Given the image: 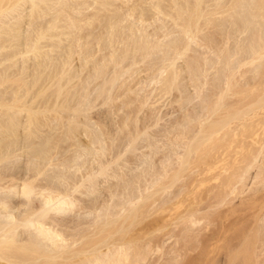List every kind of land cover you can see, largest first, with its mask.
Segmentation results:
<instances>
[{
    "label": "bare ground",
    "instance_id": "1",
    "mask_svg": "<svg viewBox=\"0 0 264 264\" xmlns=\"http://www.w3.org/2000/svg\"><path fill=\"white\" fill-rule=\"evenodd\" d=\"M126 1L128 2V0H124V3ZM170 1L176 14H168V9L166 14L174 22L177 17L180 18V28L184 34V38L182 36L180 38L184 40L182 42L177 38L178 41L172 48L171 43L167 41L170 44H166L170 48L169 52L166 50L164 56V50L162 57L153 61L156 52L151 53L150 51L161 48L149 40L154 36L141 28L137 30V33L140 32L139 35H133L136 39L130 40L129 36H122V32L120 33L125 26L122 27V25L123 29L117 30V24L120 22L118 19L113 20V16L107 24L110 32L107 37L99 35V33L97 36H95L96 34L90 36L89 33L85 34L86 36H72L74 34L72 31V33L70 32V27L74 26L77 28L74 30L80 32L86 27L91 28L96 21L99 24L102 23L99 18V13H102L100 9L96 12L91 10L95 13H91L89 17L87 15L88 18L84 14L85 18H82L81 9L85 6L90 10V8L94 9L90 6L97 5L96 9L99 7L103 12L111 11L112 4L108 0H90L91 4L88 1L82 4L83 0L81 4L75 3V0H0V40L2 37L7 40L6 37L10 36L9 33H4V29L17 32L18 35V31H21L23 25L24 29L27 26L25 25L26 18H30L31 25L35 17L39 20L40 17L42 19L45 16H51L45 27L39 23L37 25L39 28L35 27V24L33 27L31 25L36 30L38 28L36 36H25L29 37L26 41L21 40L19 35L7 37L8 43L0 45V68L5 64H10L7 68H2L5 75L8 69H16L10 72L7 78H11L14 82L18 79L21 81L23 75L31 76L32 73L30 75L29 72L34 69L31 70L29 63L42 57H47L48 64L58 62L55 65L60 66L58 69L60 71L57 72L52 71L49 67L50 71L54 73L50 75V71L47 72L50 75L47 80V75H45L46 79L39 78L41 74L43 75V69L48 68V65L43 64L41 66L44 67L41 69L42 73L39 75L38 72V76L37 74V77L35 76L43 79L40 84L38 83L39 79L33 83L34 85L29 86L27 85L31 83H21L22 85L17 83L21 87L24 85V88L26 84L25 93L14 98L22 92L20 85H16L20 92L17 91L16 95L12 94L14 97L10 101L13 100V102L10 104L0 102V113L3 112L4 116L8 115L7 118L4 117V120L0 119V129H3L6 134L4 139L8 140L7 138H9L8 143L0 141V264H264V0H188V2L186 0V3L191 6L186 9L179 8L177 0ZM204 2H208V10L205 13L199 9V6ZM57 6L56 10L54 7ZM153 7L158 13H162L158 2ZM136 10L137 8H133L130 13L133 15ZM137 12H139L138 20L143 25L144 14L139 9ZM219 18L226 20L225 32L221 34L219 32H222L223 29L219 28V25H222L217 22ZM201 20L204 21L206 27L211 26L219 36H194V31L198 30ZM97 22L96 24H98ZM176 26L178 25L176 24ZM114 32H117V36L113 35ZM4 34L7 36L5 37ZM161 36L163 39L167 37L166 33ZM102 39L108 40V56L102 55L103 49L100 46ZM196 39L199 44L207 48V51L210 50L213 57L209 56L210 52L207 55L205 51V54H199L194 62L192 60V69L191 66H189L190 69L186 67L192 65L189 58L191 63L188 64L184 61L185 66L177 65L176 61L187 55ZM5 40L1 43H4ZM63 40L72 41L64 50L63 47L61 49ZM137 40L143 49L138 48ZM42 41L44 43L49 41L50 44L44 45ZM120 44L121 48L124 47L123 50L120 49L122 52L119 53L117 47H120ZM10 48L18 51L16 50L14 53L12 50L11 53H14L12 55ZM4 50H9L10 57L2 53H5ZM140 50L145 52L142 53ZM98 52H101L100 55H102L99 58ZM195 52L198 53L197 50ZM151 54H154V58ZM54 57L57 59L55 60ZM76 59L81 63L80 68L73 65ZM91 63L94 66L90 65ZM146 64L147 70L153 72L149 82L156 83L154 88L161 85L164 91L163 95L176 89L180 93L178 96L180 98H173L176 99V102L179 100V106L183 107L185 111L190 107L188 113V110L184 111L183 118H180L181 122L174 121L175 126L170 127L174 134L168 128L169 132L166 135L167 137L169 133H171L169 136L173 135V138H168L167 146L171 145L168 149L171 147L175 150V147L177 148L180 143L183 149L179 154L178 149H176V154L172 149L173 157L176 156L178 161H175L177 162L176 167H172L169 162L168 165H165V162L160 160L162 162L158 164H162V166L160 165L162 171L157 173L154 170L152 179V175L148 176L151 181L148 178H143L147 176L143 175L141 180L143 182L145 180V182L142 185V191L139 185L136 196L135 194L133 196L126 195L127 198H123L120 205L114 206V204L113 209L115 210L119 206L118 211L111 212L107 206H104L106 209L102 207L104 211L101 213L105 214V219L103 218L105 222L101 223L102 217L99 218V212L97 213L98 217L92 216L93 221L89 225L92 229H89L90 227L82 229V224H77L81 221L76 223L77 226L74 222V229L71 230L66 224L72 219L69 218L74 214V209H77L76 212H80L78 208L85 209L84 204L88 202L83 201L84 198L81 195L90 196L101 193L100 178L112 176L111 179L113 177L115 179L117 176L115 174H118L116 170L113 175H109V171L110 174L111 171H114L113 166L118 169L119 161L124 164L127 160L125 154L127 152L134 153L138 142L143 143L144 148H150L153 154H156L162 146L167 147L165 144L167 141L164 143L167 138H163V141L159 137L162 140L160 143H164L162 146L160 145V148L156 146L160 143L155 145L154 142V145H151L148 142L147 137H150V133L146 127L148 129L154 125L150 127L146 125L141 130L137 129L136 113L140 109H144L150 96L149 93L141 95V92H135L130 83L137 79L135 75H140L138 72L141 68L140 65ZM188 69L191 73L187 75L190 77L187 79L193 86V94H190L186 89L189 87V83L187 84L183 80L185 74L189 72ZM162 72L164 75L165 73H169V75L166 74V77ZM126 74L131 81L127 82L130 79L125 78ZM35 77L34 79H36ZM6 80L2 81L3 84ZM24 80L23 82H25ZM140 83L139 81V85ZM136 84L138 85V82ZM10 87L8 88L11 89ZM207 87L210 88L208 91H206ZM8 88L6 89L8 90ZM34 88L36 90H33ZM141 89L142 87L137 90L141 91ZM118 91L121 92L116 95L115 93ZM174 92L175 90L172 93ZM130 94H134V99L131 100L129 97L124 104L125 106L130 104L134 106L136 103L138 111L135 107V112L130 110L134 112L132 116L131 112L130 115H124L118 127L119 133H115L117 130L115 127L114 133L112 129L107 130V126L105 127L106 131L98 125L102 130L99 129L97 124L98 129L92 127L93 123L90 122L92 117L90 112L88 115L87 112L92 107H96L94 106L96 101L100 99L102 105L109 107V104L116 101L117 98L119 101L120 97L125 98ZM158 94L160 95L158 97H161L160 91ZM53 95L54 98H52ZM169 95L166 94V96ZM155 98L157 97L155 96ZM154 104L153 107H155ZM170 105L172 104H168V107H171ZM115 107L117 106H114V110ZM177 108L179 107L177 106ZM121 109L126 108L121 107ZM156 112L159 111H155V114H157ZM107 114L109 113L107 112ZM149 121L152 124L155 123L154 120L150 119ZM104 123L108 122L104 121ZM115 123L111 124L115 126ZM44 127L48 128H46L47 132L49 130L45 136L43 133L46 131L42 132ZM150 132L152 133L151 130ZM121 133H123L122 137H120ZM156 134L158 135V133ZM39 135L40 140L44 141L41 142V144L43 143L42 146L40 145L41 148H39L40 142L36 143L37 140L39 141ZM82 136L87 141L83 140ZM120 138L124 141L123 147H126L124 149L126 153L122 151L121 154V147L118 145L120 151L115 150L114 143L118 140L121 141ZM146 139L148 143L145 141ZM173 144L176 146L174 147ZM95 145H98V149ZM68 152L71 153L70 156H68ZM90 155L95 156V161H97L95 167L88 166L90 159L87 160V157ZM137 157L139 156L135 158L137 159ZM144 157H148V155ZM164 158L169 160L167 155ZM165 159L164 161H166ZM171 159L173 160V158ZM8 160L11 164L7 162L6 165L4 162ZM138 162H140L139 166L146 163L145 159L141 160V158ZM82 169H85L84 173L81 172ZM252 170L255 171L254 175L252 174L253 178L251 177L253 179L251 181L255 183L254 189L252 183L249 188L245 183L247 179L249 180L248 177L250 172H253ZM120 175L125 176V173ZM155 175L159 177L154 180ZM124 176L121 177L125 180ZM102 181L104 180L102 179ZM130 184L134 188L135 184L133 185V182ZM112 188L107 189L115 199L114 193L117 190ZM171 190H173L171 197L167 196L169 199H164L162 195ZM125 191L127 190L125 189ZM249 192L250 195H248ZM240 196L242 197L238 198ZM111 199L112 197L106 202L112 203ZM235 199H239L238 207L233 204ZM96 203L93 200L92 205H95H91L90 208L93 213L101 209L100 206L95 207ZM111 203H104V205L109 206ZM72 211L73 213H71ZM85 219L87 218L85 217ZM171 227H178V229L175 231ZM74 230L77 231L76 234H72ZM160 234L165 238L167 236L166 242H170L174 238L173 244H170L171 246L168 244L169 247L164 251H162L164 248L162 243L166 244V242H164V238L161 239L163 242L158 240L157 235ZM154 239L158 240L160 244ZM68 240H71L72 243ZM78 240L80 242H77ZM75 241L77 245H75ZM156 252H159V255H155L157 258L151 263L152 254Z\"/></svg>",
    "mask_w": 264,
    "mask_h": 264
},
{
    "label": "rangeland",
    "instance_id": "2",
    "mask_svg": "<svg viewBox=\"0 0 264 264\" xmlns=\"http://www.w3.org/2000/svg\"><path fill=\"white\" fill-rule=\"evenodd\" d=\"M76 2L75 3H80L81 4V2H82V0H80V2H79V0H75ZM85 0H83V2H82V4L83 3H87V1L89 2L90 0H86L85 2H84ZM110 3L112 2V1H114V0H108ZM117 3H116V2ZM114 1V3H111L112 4V6L110 7V10L111 11H104L103 12V10H101V8H99L98 7V9H96L97 8V5L94 7V6H90V7H93L94 9H91L90 8V10L89 9H87L85 6H84V8L85 9H87L86 11L85 10H83V9H81V11L80 12H82V15L84 14L86 17H87V15H88V17H89V15L91 14V13H95L96 12V10H99L100 9V11H102V13H99V18H100V20H101V24H99L97 21V23L98 24H96V22H95V24H92V26H91V28H84V30L83 31H76V30H74V29H77L76 27H70V32L72 33V34H74V35H72V36H86L85 34H87L88 35V33L90 34V36H94L95 34V36H97V34L99 33V32H103V33H105V31H106V33H110L109 32V28H107V27H105V29H103L104 28V26H105V23H106V25L109 23V21H110V18H111V16H113V20H116V19H118L119 20V22L120 23H118V24H120L119 26H118V24H117V27H118V31L119 30H121V29H123V28H121V26L122 27H124V29L123 30H121L120 31V33L122 32V36H125V35H129V37H130V40H134V39H136L133 35H135V36H137V35H139V33L140 32H138L137 33V30L138 29H141V28H144L145 29V31L148 33V34H150L151 36H154V37H150L149 38V40H151V42L153 43V44H157V46H161V51L159 50H157V49H155V50H151L150 52L151 53H153V51H155L156 53H155V58L153 57V55H152V57L154 58V60L153 61H157L158 59H160V57H162V55H163V51H164V56H165V54H166V52L168 51L169 52V50L168 49H170V48H168L167 47V45L166 44H168V43H171V48L172 47H174L175 46V43H176V41H178V39L177 38H179V41H182V40H184V39H182V38H180L181 36L183 37V33H182V31H181V28H180V25H181V21H180V19L178 18L176 21L177 22H174V20L173 19H171L169 16H168V14H174L175 13V11L173 10V4H172V2L170 1V0H128V2H127V4H126V2L124 3V0L123 1H121V0H115ZM206 1V0H205ZM121 2H123V3H121ZM159 3L160 4V8H161V10H162V13H158L155 9H154V7H153V5L155 4V3ZM179 3H181L182 4V2L183 1H181V0H179L178 1ZM187 2H188V0H187ZM191 2V1H190ZM193 2V1H192ZM137 3V4H136ZM144 3V4H143ZM170 3H171V5H170ZM208 3V2H207ZM206 2H204V3H202L200 6H199V9L200 10H202L204 13H205V11H207L208 10V4H207ZM89 4H91L90 2H89ZM132 4H134L133 6H132ZM119 5V6H118ZM76 6V5H75ZM87 6H88V4H87ZM135 6V7H134ZM138 6V7H137ZM140 7V8H139ZM204 7V8H203ZM56 10H57V8H58V6L57 7H54ZM133 8H137V10L139 9V11H142L143 12V14H144V22H143V25H141V23H140V21L138 20V13L139 12H137V10H136V12L134 11V13H133V15L130 13L131 11H132V9ZM203 8V9H202ZM130 9V10H129ZM167 9L169 10V12H168V14H166V12H167ZM171 9H172V11H171ZM68 11L70 10V9H67ZM83 10V11H82ZM91 10H95V12H93V11H91ZM85 11V12H84ZM91 11V12H90ZM107 12V13H106ZM70 13V12H69ZM88 13V14H87ZM104 13V14H103ZM135 14H137V15H135ZM83 15V17L82 18H85V16ZM104 15H105V17H104ZM98 16V15H97ZM80 17V18H81ZM87 17V18H88ZM103 17V18H102ZM41 18V17H40ZM39 18V20H38V18L36 19V17L34 18V21L32 22V27L33 26H35V27H38L39 28V26H37L38 25V23H39V25H42V27H45V25H46V23H47V20H49L50 18H51V16H45V17H43L42 19H40ZM131 18V19H130ZM28 19V20H27ZM46 19V20H45ZM27 20V21H26ZM103 20V21H102ZM30 18H26L25 19V25H27V26H29L28 27V29H27V26H25V29H24V25H23V28L21 29V31H18V35H17V32H10V31H7V29H4V33H9L8 35H10V36H7V34H4V36L6 37H12V36H18V37H21V38H23V40L24 41H26L27 40V38H29V37H25V36H35V32L37 31L36 29H35V27L34 28H32L31 27V25H30ZM35 21H36V23H35ZM29 24H28V23ZM93 22V23H94ZM180 22V23H179ZM217 22H220V24H224L223 25V28H222V25H219V28L222 30V32L220 31L219 33L221 34V33H224L225 31V24H226V20L225 19H223L222 20V18H219L218 19V21ZM33 24H35V25H33ZM176 24L178 25V26H176ZM94 25V26H93ZM95 27V28H94ZM211 26H207L206 27V25H205V23H204V21L203 20H201L200 21V23H199V28H198V30L197 31H194V36H219L216 32H215V30L211 27ZM37 28V29H38ZM73 28V29H72ZM121 28V29H120ZM205 28V29H204ZM24 29V30H23ZM35 30V32H34V30ZM89 30V31H87V30ZM32 30H33V32H32ZM91 30V31H90ZM31 31V32H30ZM93 31V32H92ZM200 31V32H199ZM21 32H24V33H21ZM25 32H27V35H25ZM58 32V31H57ZM79 32V33H78ZM86 32V33H85ZM95 32V33H94ZM13 33H16V34H13ZM21 33V34H20ZM29 33H31L30 35H28ZM84 33V34H83ZM92 33H94V34H92ZM105 33V34H106ZM164 33H166V38L165 39H163L162 38V36L161 35H163ZM201 33V34H200ZM34 34V35H33ZM55 34H57V33H55ZM92 34V35H91ZM24 35V36H23ZM113 35H117V32L115 33H113ZM133 36V37H132ZM170 36V37H169ZM6 37V39L7 40H9L8 38ZM25 37V38H24ZM107 37V36H106ZM121 37V36H120ZM121 38H123V37H121ZM125 38V37H124ZM168 38V39H167ZM184 38V37H183ZM4 37H2V40H0V45L2 44V45H4L5 43H8L7 42V40H5V42L4 43H1V41L3 42L4 40ZM170 39H171V42H169L170 41ZM173 39V40H172ZM107 39H102L101 40V46L103 47V51H102V55H107L108 56V40H107V43L105 42ZM74 41V40H73ZM129 41V40H128ZM136 41V40H135ZM167 41H168V43H167ZM198 40L196 39V41H194L193 43H192V45H191V49L189 50V52L187 53V55H190L189 57L186 55L185 57H183L182 59H179V60H177L176 61V64L177 65H179L180 66V64H182L181 66H183L184 64H186V63H191L192 62V60H193V62H194V60H196V57H198L199 56V54H201V53H204L205 54V51H206V54L208 53V52H210V50L209 51H207V48L204 46V45H201V44H199L198 42H197ZM43 42V41H42ZM72 41H70V40H63V43H62V45H61V49H62V47H63V50L64 49H67L68 48V46H69V44L71 43ZM137 42H138V40H137ZM183 42V41H182ZM181 42V43H182ZM195 42H196V44H195ZM48 45L50 44L49 43V41L48 42H46ZM46 43H44L43 42V44L44 45H47ZM139 43V42H138ZM178 43V42H177ZM180 43V44H181ZM73 45L75 44V43H72ZM108 44V45H107ZM7 45V44H6ZM107 45V46H106ZM168 45H170V44H168ZM41 46V45H40ZM43 46V45H42ZM120 47H117V49L119 50L118 52L120 53V52H122V50H123V47L121 48V44L119 45ZM181 46V45H180ZM202 46V47H201ZM66 47V48H65ZM167 47V49H165ZM9 48V47H8ZM139 49H143L142 47H141V43H139V47H138ZM201 48H202V50H201ZM14 49V48H13ZM12 48H10L9 50H11L10 51V53L12 52V50H13ZM20 49V48H19ZM47 49V48H46ZM96 49V48H95ZM120 49H122V50H120ZM204 49H206V50H204ZM9 50L6 52L5 50V53L4 52H2L4 55H6V56H8V57H10L9 55H13L14 53H16L15 51L17 50H13V52L14 53H9ZM44 50V49H43ZM167 50V51H166ZM197 50V52L198 53H196L195 51ZM198 50H201V51H198ZM18 51V50H17ZM45 51V50H44ZM67 51V50H66ZM86 51V50H85ZM84 51V53H86ZM125 51V50H124ZM123 51V52H124ZM171 51V50H170ZM192 51V52H191ZM65 52V51H64ZM140 52H145L144 50H140ZM149 52V51H148ZM66 53V52H65ZM99 53V52H98ZM101 53V52H100ZM100 53L97 55L98 56V58L100 57V56H102V55H100ZM107 53V54H106ZM196 53V54H195ZM192 54V55H191ZM139 55V54H138ZM194 55H196L194 58H193V56ZM207 55H209V54H207ZM54 56H56V55H54ZM96 56V57H97ZM209 56H212L213 57V54H211V52H210V55ZM191 57V58H190ZM57 58H58V56H57ZM57 58H55L54 57V59L56 60ZM191 60V62L189 61V59ZM41 59H43L42 60V63H41ZM183 59H185V60H183ZM33 60V59H32ZM38 60H40V61H38ZM34 59L33 61H35V62H33V61H31L30 63H29V65L31 66V70L32 69H34V70H32V71H30L29 72V74L31 75V73H32V75L31 76H29L30 77V79H29V77H25L26 75H21L22 76V78H21V81L18 79V81L17 80H14V82L15 81H17V82H13V80L11 79V81H10V79H8L7 77H9L8 75H9V73L10 72H12V71H14V70H16V69H14L13 68V70H11V69H8L6 72V75H5V71L3 70L5 67L7 68L10 64L8 63V65L7 64H5L4 65V67L2 66L1 68H0V71H2V72H0V76L2 77V79H1V77H0V79L3 81L4 79L6 80V82L3 84V82L1 83L0 82V95H1V97H0V102H3V103H5V104H10V103H12L13 102V100L12 101H10V99H13V97L14 96H12V94L13 95H16L17 93V91L18 92H20V91H22V92H20V93H18L17 95H16V97H14V98H17V97H19L18 95H20L21 93L22 94H24L25 93V90L27 89L26 87L27 86H29V85H34L33 83H36V81L39 79V78H45L46 79V76L45 75H47V80L49 79V77H48V73H49V71H50V69H52V71H55V72H57V71H60V70H58V69H60V66H56L55 64H58V62L57 63H55V62H50V64H48V59H47V57H42V58H39V59ZM46 61H48V62H46ZM186 63H185V62ZM38 62V63H37ZM78 60L76 59L73 63V65H74V67H76V68H80V65H81V63L80 62H78ZM193 62H192V65L190 64V65H188V66H186V67H188L189 69H190V67L189 66H191V69L193 68L192 66H193ZM41 63V64H40ZM47 63V64H46ZM93 63V62H92ZM90 64V65H93V64ZM99 63H100V61H99ZM98 63V64H99ZM38 64V65H37ZM40 64V65H39ZM43 64L44 65H48V68H46V69H43L44 67H41V66H43ZM7 65V66H6ZM33 65H34V68H33ZM50 65V66H49ZM72 65V66H73ZM75 65H79L78 67L77 66H75ZM100 65V64H99ZM94 66V65H93ZM98 66V65H97ZM147 64L146 65H140V69H139V74L141 75H138V76H140V77H138L137 75H135L136 76V78L137 79H135V81L134 82H132V83H130L131 84V86H132V89L135 91V92H141L140 94L142 95L143 93L144 94H147V93H149L148 95L150 96L148 99L149 100H147L148 102H146V104H145V106H144V109H140V111H141V113H140V111H138V107H136V103L134 104V106H133V104L131 105H129L130 106V108H129V106L128 105H126L125 106V104H124V102L130 97V99L132 100V99H134V94H130V96L128 95V97L125 99L124 97L122 98V97H120L119 98V101L116 99V101H114L113 103H111V104H109L110 106L108 107V105L106 106V105H102L101 104V101H100V99L98 100V101H96L95 103H94V106H96V107H92V111L91 110H88V112H87V115L89 114V112H90V116L93 118H91V123H93L92 124V127L93 128H99V129H101L102 127V129H104L105 131H106V129H105V127L107 126V130L109 129H112V132L114 133V127L118 130H116L115 131V133H119V125L121 124V119H123V117H124V115H126V114H129L130 115V112L131 111H136V108H137V111H138V113H136V116H137V118L139 119H137L136 118V125H138L137 127V129L139 130H141V129H143L144 128V126L146 127V125H148V127H150L151 125H154V126H151L150 128H148L147 129V127H146V130L147 131H149V133H150V137L148 138L147 137V139H149V141L148 142H150V144L151 145H154L153 143L155 142V145L156 144H158V143H160V142H162V140L164 141V139L165 138H167V139H165V141H164V143L166 144V146H167V144H168V138L170 137H172L173 138V135L172 136H169L172 132H173V130H172V128L170 129V127L171 126H175V124H174V121H180V120H182V119H180V118H183V115L185 114L184 113V109H183V107L181 108L179 105V103H178V101L176 102V97L177 98H180V97H178V96H180V93H178V91L176 90V89H173V90H171L169 93H165V95H163L164 94V91H163V88H162V86L159 84V83H157V84H159L160 86L158 87H155L154 88V85L156 86V83L155 82H153L152 83V81L151 82H149L150 81V79L152 78V75H153V72L152 71H149V70H147ZM185 66V65H184ZM36 67V68H35ZM49 67H50V69H49ZM137 67V68H138ZM185 67V68H186ZM3 68V69H2ZM39 68V69H38ZM54 68H55V70H54ZM91 68V71H92V66L90 67ZM41 69H43V71L41 70ZM146 69V70H145ZM188 69V70H189ZM40 70V71H39ZM45 70H48V71H45ZM141 70H143V71H141ZM145 70V71H144ZM34 71V72H33ZM43 72V75L41 74L42 72ZM45 71V72H44ZM52 71H50V75L51 74H53L54 72H52ZM4 72V73H3ZM39 72V78H36L37 76H38V73ZM48 72V73H47ZM137 72V73H138ZM35 73V74H34ZM189 73H191L190 72V70H189V72H188V74H185L186 76L187 75H190ZM36 74H37V76H36ZM86 74V73H85ZM162 74L164 75V73L162 72ZM166 74H168L169 75V73H165V75L164 76H166ZM33 75H34V77L36 78V79H34V77H33ZM49 75V76H50ZM133 75V76H134ZM162 75V76H163ZM184 75V76H185ZM4 76H6V77H4ZM45 76V77H44ZM126 76H128L127 74L125 75V78L126 79H130V77L128 76V77H126ZM134 76V77H135ZM145 76V77H144ZM183 76V77H184ZM185 76V77H186ZM20 77V76H19ZM88 77V76H87ZM144 77V78H143ZM167 77V76H166ZM166 77H164V78H166ZM169 77V76H168ZM185 77H184V81H185V83L187 82V84L189 83V87L188 88H186L187 90H189V92H190V94L192 93H194V90H193V86L190 84V82L188 81L189 79H187V78H190L189 76H187L186 77V79H187V81L185 80ZM212 77V76H211ZM25 80H24V79ZM27 78H28V80H27ZM133 78V77H132ZM33 79V80H32ZM125 79V80H126ZM23 80L25 81V82H23ZM34 80H35V82H34ZM144 80V81H143ZM182 80V81H183ZM11 82V83H9V82ZM20 81V82H19ZM29 81V82H28ZM33 81V82H32ZM43 81V79H39L38 80V83L40 84L41 82ZM129 81H131V79L130 80H128L127 82H129ZM138 82V85L136 84L137 82ZM139 81L141 82L140 83V85H139ZM184 81H183V83H184ZM8 82V83H7ZM143 82V83H142ZM17 83H26V84H28V83H31V84H28L27 86H26V84H25V88H24V85L21 87V85L19 86ZM135 83V84H134ZM1 84H2V86H1ZM10 84V85H9ZM12 84V85H11ZM186 84V85H187ZM16 85H18L19 87H20V89H19V87L18 86H16ZM38 85V84H37ZM153 85V86H152ZM11 86V87H10ZM13 86V87H12ZM130 86V87H131ZM191 86H192V91L190 90V88H191ZM8 87H10L11 89H9ZM15 87H17L15 90H14V88ZM31 87V86H30ZM142 87V89H141V91H138L140 88ZM185 87H187V86H185ZM210 87V86H209ZM6 88H8V90L6 89ZM13 88V89H12ZM160 88H161V90H160ZM210 88H212V87H210ZM210 88H206V91H208V89H210ZM20 91H19V90ZM138 89V90H137ZM13 90V91H12ZM33 90H36L35 88L33 89ZM152 90V91H151ZM155 90V91H154ZM175 90V92L174 93H172L173 91ZM14 91H15V93H14ZM122 91V90H121ZM121 91H118L117 93H115L116 95L119 93V92H121ZM144 91H146V92H144ZM151 91V92H150ZM159 91H160V93L162 94L161 95V97H158V96H160L158 93H159ZM163 93H162V92ZM24 92V93H23ZM114 92V91H113ZM153 92H154V94H153ZM180 92V91H179ZM2 93V94H1ZM156 93V94H155ZM207 93V92H206ZM205 93V94H206ZM7 94H9V95H7ZM120 94V93H119ZM118 94V95H119ZM166 94L167 95H169V96H166ZM172 94V95H171ZM174 94V95H173ZM5 97H4V96ZM141 95H139L140 96V98H142V96ZM177 95V96H176ZM182 95H184V94H182ZM206 95H208V94H206ZM153 96V97H152ZM155 96L157 97V98H155ZM164 96V97H163ZM3 97V98H2ZM173 97H175V98H173ZM183 97V96H182ZM52 98H54V95L52 96ZM121 98H122V100H121ZM139 98V99H140ZM152 98H155V99H152ZM9 100V101H7V100ZM160 99V100H159ZM173 99H175V100H173ZM3 100V101H2ZM7 102H6V101ZM150 100H151V102H150ZM159 100V101H158ZM122 101V102H121ZM156 101H157V103H156ZM171 101H172V103H171ZM174 101V102H173ZM196 101V100H195ZM98 102V103H97ZM117 102V103H116ZM150 102V103H149ZM121 103V104H120ZM124 105H123V104ZM155 103V104H154ZM174 103V104H173ZM101 106H100V105ZM114 104V105H113ZM116 104V105H115ZM153 104L155 105V107H153ZM167 104V105H166ZM168 104H172V105H170L171 107H168ZM113 105V106H112ZM151 105V106H150ZM114 106H117V107H115V110H114ZM118 106H120V107H118ZM150 106V107H149ZM157 106V107H156ZM177 106L179 107V108H177ZM107 107V108H106ZM121 107H123V108H126V109H121ZM136 107V108H135ZM146 107V108H145ZM152 107V108H151ZM160 107V108H159ZM175 107H176V109H175ZM95 110H94V109ZM102 108V109H101ZM111 108H113V109H111ZM118 108V109H117ZM135 108V109H134ZM148 108H151V109H155L154 111L153 110H149ZM167 108V109H166ZM171 108H173L175 111L173 112V109H171ZM190 107H188V109H189ZM99 109V110H98ZM110 109V110H109ZM127 109H128V111H127ZM160 109H162V110H160ZM187 109V110H188ZM106 110V111H105ZM112 110V111H111ZM118 112H117V111ZM120 110V111H119ZM121 110H123V111H121ZM131 110V111H130ZM145 110H147V111H145ZM169 110H170V112H169ZM180 110V111H179ZM186 110V111H187ZM98 111V113L96 114V112ZM102 111V112H101ZM106 113H105V112ZM155 111H159L157 114H155ZM165 111V112H164ZM183 111V112H182ZM185 111V112H186ZM99 112H101L100 113V115H99ZM104 112V113H103ZM107 112L109 113V114H107ZM115 112H117V113H115ZM123 112H124V114H123ZM128 112V113H127ZM134 112H131L132 114H131V116L133 115V113ZM145 113V116H144V113ZM169 112V113H168ZM177 112V113H176ZM182 112V113H181ZM189 112V110L187 111V113ZM93 115H92V114ZM147 113H148V115H147ZM162 113H165V114H162ZM174 113V114H173ZM180 113V114H179ZM4 113L3 112H1L0 113V116H2V117H0V119H3L4 120V117L5 118H7V116L8 115H6V116H4L3 115ZM6 114V113H5ZM94 114H96V115H94ZM103 114H105V115H103ZM117 114V115H116ZM151 114H152V118H151ZM154 114V115H153ZM162 114V115H161ZM172 114V115H171ZM182 114V115H181ZM105 116L104 118H103V116ZM108 115V116H107ZM176 115V116H175ZM179 115V116H178ZM100 116H102V117H100ZM113 116V117H112ZM118 116H120V117H117ZM158 116V117H157ZM165 116V117H164ZM118 119H116V118ZM159 117H162V118H159ZM170 117V118H169ZM173 117V118H172ZM176 117V118H175ZM110 119V121H109V119ZM148 118V119H147ZM155 118H157V119H155ZM159 118V119H158ZM172 118V119H171ZM99 119H101V120H99ZM102 119H103V121H102ZM151 119V121H153V122H155V123H153L152 124V122H150L149 120ZM95 120H97V122H93V121ZM142 120V121H141ZM146 120V121H145ZM157 122H156V121ZM101 121V122H100ZM104 121L105 122H108V123H104ZM167 121V122H166ZM171 121V122H170ZM99 122V123H98ZM116 122V123H115ZM139 122V123H138ZM148 122H150V124H148ZM162 122V123H161ZM163 122H166V123H163ZM181 122V121H180ZM91 123H90V125H91ZM103 123V124H102ZM111 123H115V126H113V124H111ZM119 123V124H118ZM145 123V124H144ZM159 123V124H158ZM173 125H172V124ZM96 124H97V127H96ZM102 124V125H101ZM142 124H144L143 126H141ZM165 124H166V126H165ZM169 124V125H168ZM101 127H99V126ZM104 125V126H103ZM117 125V126H116ZM162 125H164V126H162ZM160 126V127H159ZM167 126H169V127H167ZM110 127V128H109ZM112 127V128H111ZM136 127V126H135ZM162 127H163V129H162ZM47 128V127H46ZM45 127H44V129H42V132H44V130L46 131L45 133H43L44 134V136L45 135H47L48 133H49V130H48V132H47V129H46ZM97 128V129H98ZM156 128H158V129H156ZM168 128L170 129V130H172V131H170L171 133H169V135H168V137L166 136L167 134H168V132H169V130H168ZM174 128V127H173ZM101 129V130H102ZM114 129V130H113ZM154 131H153V130ZM156 129V130H155ZM162 129V130H161ZM164 129H166V130H164ZM1 131H0V133H3L2 135L4 136L5 134H4V130L3 129H0ZM150 130L152 131V133L150 132ZM159 130H161V131H159ZM168 130V131H167ZM158 131V132H157ZM164 131H167V132H164ZM155 132V133H154ZM164 132V133H163ZM154 133V134H153ZM156 133H158V135L156 134ZM162 133V134H161ZM43 134H41V135H43ZM122 134L123 133H121L119 136L120 137H122ZM156 134V135H155ZM165 134V135H164ZM172 134H174V132L172 133ZM43 136V137H44ZM163 136V137H162ZM39 137H40V135H39ZM153 137H155V138H153ZM158 137V138H157ZM162 139H160V138ZM83 140L85 139L86 141H87V139L84 137V136H82L81 137ZM164 138V139H163ZM41 139V137L39 138V141L37 140L36 141V143L37 142H40V144H39V146L41 145L42 146V144H41V142H44V141H42V140H40ZM147 139L145 140L146 142H147ZM151 139V140H150ZM120 140L122 141V143H120L121 141H115V145H116V147H115V150H119L120 151V149H121V154H122V151L123 152H125V148L123 147V140H122V138H120ZM153 140H155V141H153ZM152 141V142H151ZM3 142H5V143H8L9 142V138H8V140H4ZM147 142V143H148ZM157 142V143H156ZM139 143V142H138ZM136 144V145H138L137 146V150L135 149V152L133 153V152H125L126 154V156H125V159H127L125 162H124V164H123V162L122 161H119L118 162V169L117 168H114V166H113V170L114 171H111V174H110V171H109V175H113V174H115V170H116V172L118 173V174H115V175H117L116 177H115V179H114V177L111 179V177L109 176H106V177H101L100 178V184H99V187H100V191H101V193H99V194H92V195H90V196H85V195H81V197L82 198H84L83 199V201L85 200V202L86 201H88V202H84L85 204V207L87 208H85V209H83V208H78L79 210H80V212L78 211V212H76L77 211V209H74V214H72V217H68L69 219H71L72 220V222H70L71 220H69V222L71 223H69V222H67V219L65 220L66 222H67V224H66V222H65V224H66V226H68V227H70V229L72 230V229H74V226L76 225V223L77 222H81V223H77V224H82L81 226V228L83 229H88L89 227V229H92V227L91 226H89V225H91L92 224V221H93V217L92 216H97L98 214L97 213H99L100 215H98L99 216V218L101 219V217H102V222L101 223H103V222H105V220H103V218L105 219V214H103V213H101V212H103L104 211V208L106 209V207H104V206H107L108 207V209H109V211L111 210V212H114L115 210H119L118 209V207H116L117 209H113V207L114 206H116V205H118L119 203H122L123 202V200L125 199V198H127V196L126 195H134L135 194V196L137 195V191H139V189H137V186H139L140 185V187H141V191H142V185H144L143 183L145 182V180H144V182H143V180H141L142 179V177H143V175H147L146 177H143V178H148V180H150L151 181V179H152V177L154 176V175H152L153 174V171L155 170V171H157V173L159 172H161L162 171V164H158V163H161L162 161H160V160H163V163L165 164V165H168V162H169V164H171L172 165V167H176L175 165L177 164V159H176V156H174L173 157V155L174 154H172L173 152H172V149L173 148H169L168 149V147L169 146H171V145H168L167 147H165L164 148V146H162L164 143H160V144H158V145H156V146H158L159 148H160V145L162 146L161 148H164L163 150L160 148L159 150H158V152L156 153V154H153V152H151L150 151V148H147V147H145L144 148V145H143V143H139V144ZM120 144H121V146H120ZM181 144V143H180ZM180 144H179V146H180ZM37 145V144H36ZM121 147L120 149H118L119 147ZM174 145V144H173ZM172 145V146H173ZM41 146L39 147V148H41ZM96 146V145H95ZM94 146V147H95ZM98 146V145H97ZM96 146V147H97ZM125 146V145H124ZM176 145H174V147H175ZM178 146V145H177ZM178 146V147H179ZM37 147H38V145H37ZM176 148L175 147V150L173 149V151H175V154H176V152H177V150L176 149H178V154L179 153H181V151L183 150L182 149V146H180L179 148ZM97 149H98V147H97ZM143 150V151H139V150ZM148 149V150H147ZM146 152H145V151ZM165 150H166V152H165ZM95 151V150H94ZM94 151H92V152H94ZM138 153H137V152ZM149 151H150V153H152V154H150L149 153ZM168 151H170L171 152V154H170V152H168ZM131 153H132V155H131ZM148 153V154H147ZM164 153V154H163ZM167 153V154H166ZM70 152H68V156H70ZM124 154V153H123ZM136 154V155H135ZM138 154V155H137ZM94 155V154H93ZM141 155V156H140ZM145 155H148V157H144ZM151 155H153L152 157H150ZM165 155H167L168 156V158H169V160L167 161L164 157H165ZM92 155H90V156H88L87 157V160L88 159H90V161H88L89 162V165L88 166H93V167H95L96 166V164H97V161H95V156L93 157H91ZM136 156H139V157H137V159L138 160H140V158H141V160L142 159H145V161H146V163L143 165V166H139L138 165V163L140 164V162H138V160L135 158ZM170 156V157H169ZM90 157V158H89ZM107 157L109 158V155H107ZM133 157V158H132ZM143 157V158H142ZM161 158V159H160ZM171 158H173V160L171 159ZM97 159V158H96ZM131 159V160H130ZM164 159L167 161V163H166V161H164ZM23 160V159H22ZM172 160V161H171ZM10 160H8V161H6V162H4V163H6V165H7V162H9ZM91 161H93V162H91ZM150 161V162H149ZM158 161V162H157ZM175 161H177V162H175ZM33 162V161H32ZM121 162V163H120ZM129 162V163H128ZM149 162V163H148ZM174 164H173V163ZM3 163V164H4ZM10 163V162H9ZM121 164V166H120V164ZM131 163V164H130ZM11 164V163H10ZM94 164V165H93ZM127 164H128V166H127ZM130 165V166H129ZM147 165H148V167H147ZM158 165H159V167H158ZM161 165V166H160ZM9 166V165H8ZM116 166V167H117ZM138 166V167H137ZM119 167H121V168H119ZM131 167V168H130ZM135 167H136V169H135ZM142 169H141V168ZM150 167H151V170H150ZM127 168V169H126ZM134 170H133V169ZM149 168V169H148ZM86 169V168H85ZM85 169H82L81 170V172H85ZM121 170V172H120V170ZM130 169V170H129ZM133 171H132V170ZM145 169V170H144ZM144 170V171H143ZM123 171V172H122ZM149 171V172H148ZM152 173H151V172ZM253 172H250V176L248 177L249 178V180L247 179V182H245L246 183V185L248 186V188H249V185H251L250 183H252L253 184V189L255 188L254 187V181H251V180H253L252 178H253V176H252V174L254 175V173H255V171L254 170H252ZM83 172V173H84ZM145 172V173H144ZM122 173H125V176H126V174H127V176L125 177L124 175H120V174H122ZM149 173V174H148ZM151 173V174H150ZM78 174V173H77ZM138 174H139V176H138ZM131 175V176H130ZM150 175H152L151 176V179H150V177H148V176H150ZM157 175V174H156ZM155 175V177L153 178L154 180H155V178L157 179V177H159V176H156ZM121 176H124V178H125V180L123 179V177H121ZM134 176H135V178H134ZM120 177V178H119ZM131 177V178H130ZM252 177V178H251ZM110 178V179H109ZM122 178V179H121ZM102 179L104 180V181H102ZM105 179H106V181H105ZM119 179H121V180H119ZM133 179V180H132ZM139 179V180H138ZM113 180V181H112ZM114 180H116V181H114ZM118 180V181H117ZM131 182H130V181ZM135 180V181H134ZM111 181V182H110ZM122 181V182H121ZM128 181H129V183H128ZM153 181V180H152ZM105 182H109V183H105ZM115 182V183H114ZM120 182V183H119ZM133 182V185H134V188H133V186H131L132 184H130V183H132ZM113 185H112V184ZM127 183V184H126ZM136 183H138V184H136ZM115 184V185H114ZM128 184H130V186L128 187ZM252 186V185H251ZM250 186V187H251ZM109 187H113L112 189H114V190H117V191H115V199H114V196H111V194H109L110 193V191H108V189L107 188H109ZM121 187V188H120ZM126 187H128V188H126ZM140 187H138V188H140ZM257 187V186H256ZM123 188H125L127 191H125V189H123ZM103 191H102V190ZM119 189V190H118ZM120 189H122V190H120ZM129 190V191H128ZM107 191V192H106ZM123 191V192H122ZM133 192V193H132ZM136 192V193H135ZM172 192H173V190H171V191H167V192H165V194L164 195H162V197L164 198V199H166L167 198V196L168 197H171V195H172ZM122 193V194H121ZM130 193V194H129ZM132 193V194H131ZM168 193V194H167ZM170 193V194H169ZM247 193V192H246ZM125 194V195H124ZM77 195V194H76ZM102 195V196H101ZM109 195H110V198L112 197V199L110 200V201H112V203L111 202H109V203H111L109 206L107 205V204H109L108 202H106L107 200L109 201ZM122 195V196H121ZM170 195V196H169ZM248 195H250V192L248 193ZM247 195V196H248ZM92 196V197H91ZM101 196V197H100ZM128 196V197H129ZM243 197H244V195H242ZM242 196H240V197H238V198H241ZM122 197V198H121ZM162 197H161V199H162ZM245 197H246V194H245ZM93 198V199H92ZM109 198V199H108ZM124 198V199H123ZM87 199V200H86ZM167 199H169V198H167ZM93 200H94V203L95 202H97L96 203V206L95 207H99V208H101V209H98V211H96V212H94L93 213V211L92 210H90V208H91V205H92V202H93ZM96 200V201H95ZM100 200V201H99ZM118 200V201H117ZM122 200V201H121ZM104 201V202H103ZM114 201V202H113ZM120 201V202H119ZM115 202H117V203H115ZM102 203V204H101ZM104 203H107L106 205H104ZM115 204V205H114ZM233 204H235L236 206L235 207H238L239 205V199H235L234 200V203ZM93 205H95V204H93ZM92 205V206H93ZM98 205V206H97ZM102 205V206H101ZM114 205V206H113ZM120 205V204H119ZM238 205V206H237ZM89 206V207H88ZM102 207H104V208H102ZM111 207H112V209H111ZM89 208V209H88ZM87 210V211H86ZM100 210V211H99ZM71 213H73V211L71 212ZM93 213V215H91ZM75 214H76V217H75ZM81 215L80 217L78 216V215ZM71 215V214H70ZM102 215V216H101ZM87 216H89V217H91V218H89V217H87ZM94 216V217H95ZM97 216V217H98ZM79 219H78V218ZM85 217L87 218V219H85ZM74 218V219H73ZM75 218H76V220H75ZM77 219H78V221H77ZM84 221H83V220ZM99 219V220H100ZM74 220V221H73ZM87 220H88V222H87ZM74 222H75V225H74ZM69 223V224H68ZM74 225V226H73ZM77 226V225H76ZM85 226V227H84ZM73 227V228H72ZM212 228V227H211ZM215 228V227H214ZM68 229V228H67ZM171 229H174L175 231H177L176 229H178V227L177 228H172L171 227ZM70 230V231H71ZM75 230H76V227H75ZM73 231L72 232V234H76L77 233V231ZM69 231V230H68ZM69 231V232H70ZM162 238H161V237ZM164 235H162V234H160V235H157V237L159 238L158 240L160 241L161 239L163 240V238H164V242H166L168 239H166L167 238V236H166V238L165 237H163ZM77 237V236H76ZM157 237H156V239H157ZM156 239H154V241L156 240ZM76 240H77V238H76ZM157 240V241H158ZM161 240V241H162ZM69 241V240H68ZM71 241V240H70ZM69 241V242H70ZM157 241H155V242H157ZM158 241V244H160V242ZM77 242H80L79 240L77 241ZM163 242V241H162ZM173 242H174V238L172 239V240H170V242H166V244L165 243H162V244H164V248H163V250L162 251H164L165 250V248L167 249L169 246H168V244L170 245H172L173 244ZM71 243H72V241H71ZM75 243H76V241H75ZM70 244V243H69ZM79 244V243H78ZM152 244V243H151ZM72 245V244H71ZM75 245H77V243L75 244ZM170 245V246H171ZM73 246H74V243H73ZM166 246V247H165ZM196 253V252H195ZM157 255H159V252H156V253H154V254H152V258H151V263L152 262H154L153 260H155L157 257L156 256ZM151 257V256H150ZM149 260H150V258H149Z\"/></svg>",
    "mask_w": 264,
    "mask_h": 264
},
{
    "label": "water",
    "instance_id": "3",
    "mask_svg": "<svg viewBox=\"0 0 264 264\" xmlns=\"http://www.w3.org/2000/svg\"><path fill=\"white\" fill-rule=\"evenodd\" d=\"M179 0H177V4L179 5V8H182V9H186V8H189V7H191V6H189V3H186V0H181V1H183L184 3L183 4H181V3H179L178 2ZM176 13H174L173 15H175ZM178 19V17L176 18V20ZM180 19V18H179ZM175 22H177V21H175ZM104 27H107L108 28V25H106V26H104ZM38 30V29H37ZM35 33H37V31L35 32ZM28 35H30V33L28 34ZM99 35H102V36H108V33H103V32H99ZM119 36H120V34H118ZM122 35V34H121ZM31 36V35H30ZM36 36V35H35ZM117 36V35H116ZM126 36H129V35H126ZM20 39L22 40L23 38H21L20 37ZM100 46H101V44H100ZM102 47V46H101ZM159 47V46H158ZM161 47V46H160ZM102 49H103V47H102ZM161 49L162 48H160V51H161ZM158 51H159V49H157ZM6 135V134H5ZM4 135V136H5ZM4 136H2V134H0V141H4V140H6V139H4ZM8 139V138H7ZM29 144V143H28ZM3 164V163H2Z\"/></svg>",
    "mask_w": 264,
    "mask_h": 264
}]
</instances>
